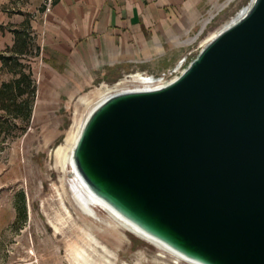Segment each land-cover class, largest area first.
Segmentation results:
<instances>
[{
    "label": "water",
    "instance_id": "95a60500",
    "mask_svg": "<svg viewBox=\"0 0 264 264\" xmlns=\"http://www.w3.org/2000/svg\"><path fill=\"white\" fill-rule=\"evenodd\" d=\"M71 168L187 258L264 264V0H251L170 82L98 101Z\"/></svg>",
    "mask_w": 264,
    "mask_h": 264
},
{
    "label": "crops",
    "instance_id": "0c3cea01",
    "mask_svg": "<svg viewBox=\"0 0 264 264\" xmlns=\"http://www.w3.org/2000/svg\"><path fill=\"white\" fill-rule=\"evenodd\" d=\"M0 0V54L26 29L36 82L32 118L127 72L151 74L217 0ZM11 74L0 59V84ZM95 87V88H94Z\"/></svg>",
    "mask_w": 264,
    "mask_h": 264
},
{
    "label": "rangeland",
    "instance_id": "374dc122",
    "mask_svg": "<svg viewBox=\"0 0 264 264\" xmlns=\"http://www.w3.org/2000/svg\"><path fill=\"white\" fill-rule=\"evenodd\" d=\"M226 1L217 0L208 6L196 26L182 38L184 41L194 37L193 41L174 48L172 60L160 64L151 74L160 76L167 70L177 69L181 58L188 53L189 63L202 48L201 41L221 28L251 0H230L216 9ZM210 13L213 16L202 27ZM34 50L32 46L31 55L22 59L27 65H32ZM132 73L135 72H127L106 85L114 87L120 79ZM84 111L85 107L78 98L67 107L45 116L33 119L31 115L28 121L8 118L0 109V118L5 122L0 124V264H69L70 249L66 244H55L59 237L47 222L48 217H54L58 211L55 198L57 189L65 190L62 179L65 178L66 183L69 181L67 173L56 164L53 151L63 142L74 119ZM104 226L105 231L98 227L92 231L116 254L107 257L110 264H177L169 257L160 256L155 246L131 232L122 230L123 234H120L112 227ZM77 244L81 245L80 242ZM95 257L96 264H103L102 258Z\"/></svg>",
    "mask_w": 264,
    "mask_h": 264
},
{
    "label": "bare ground",
    "instance_id": "6f19581e",
    "mask_svg": "<svg viewBox=\"0 0 264 264\" xmlns=\"http://www.w3.org/2000/svg\"><path fill=\"white\" fill-rule=\"evenodd\" d=\"M229 1L227 0L225 3L218 5L216 9L219 10ZM245 9L246 7H243L239 10L222 27L235 20ZM212 16L213 13H210L209 17L204 19L202 27L210 21ZM221 28L210 33L201 41V44L205 45ZM193 39L194 37H191L180 43L188 44ZM163 84H165V81L159 76H151L137 72L120 79L114 87L101 84L90 93H84L78 97V102L84 105L85 111L80 117L74 119L63 142L57 145L53 151L56 164L61 168V171L67 173L69 181L66 183L64 181L65 178L62 179V185L65 187V190L61 192L57 189L55 198L58 211L54 217H48L47 219L49 226L59 237V240L54 241L55 244L57 246L66 244L71 251L68 257L69 264H96L95 256L102 258V260L106 261V264H110L111 260L107 257H115L116 254L102 243L92 231L94 227L105 231V224L117 230L120 234H123L122 230H125L144 239L158 249L160 256L169 257L173 259L174 263L201 264L185 257L165 243L146 235L139 228L124 219L106 202L95 196L71 168V151L73 145L77 140L88 112L98 101L114 91L156 88ZM79 219L84 222V226L79 224ZM78 242L81 245H78ZM104 261L103 264H105Z\"/></svg>",
    "mask_w": 264,
    "mask_h": 264
},
{
    "label": "trees",
    "instance_id": "16d2710c",
    "mask_svg": "<svg viewBox=\"0 0 264 264\" xmlns=\"http://www.w3.org/2000/svg\"><path fill=\"white\" fill-rule=\"evenodd\" d=\"M54 3V0H52ZM15 43L8 55L0 54L3 67L11 74L8 81L0 84V109L8 118L28 121L32 114L36 92V82L31 66L22 61L29 50L31 37L26 29L15 31ZM31 53V51H30ZM25 95V98L23 97ZM0 118V124H4Z\"/></svg>",
    "mask_w": 264,
    "mask_h": 264
},
{
    "label": "built area",
    "instance_id": "2783aa9c",
    "mask_svg": "<svg viewBox=\"0 0 264 264\" xmlns=\"http://www.w3.org/2000/svg\"><path fill=\"white\" fill-rule=\"evenodd\" d=\"M51 1L52 0L47 1L45 10H49ZM189 55H190V53L186 54L185 56H183L181 58L180 64H179L177 69L167 70L166 72H163L159 77H161L165 81V83H168L171 80H173L175 77H177L183 71V69H184L183 66L186 63H188ZM132 74H134V73H132ZM132 74H129L128 76H130ZM149 75L154 76L153 74H149ZM167 78H170V79H167Z\"/></svg>",
    "mask_w": 264,
    "mask_h": 264
}]
</instances>
